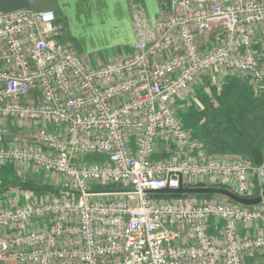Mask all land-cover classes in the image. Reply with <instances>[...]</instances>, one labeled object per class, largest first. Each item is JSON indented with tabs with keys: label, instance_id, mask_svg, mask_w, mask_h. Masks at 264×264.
Here are the masks:
<instances>
[{
	"label": "built area",
	"instance_id": "1",
	"mask_svg": "<svg viewBox=\"0 0 264 264\" xmlns=\"http://www.w3.org/2000/svg\"><path fill=\"white\" fill-rule=\"evenodd\" d=\"M173 3L155 27L132 3V52L99 64L61 37L52 10L0 13V164L58 176L70 193H0V264H247L264 255V202L147 192L176 188L178 174L185 187L214 182L247 198L254 178L264 186L262 165L204 157L175 110L215 71L261 81L252 28L264 23V0ZM218 26L222 39L200 49ZM100 189L130 191L90 192Z\"/></svg>",
	"mask_w": 264,
	"mask_h": 264
},
{
	"label": "crops",
	"instance_id": "2",
	"mask_svg": "<svg viewBox=\"0 0 264 264\" xmlns=\"http://www.w3.org/2000/svg\"><path fill=\"white\" fill-rule=\"evenodd\" d=\"M132 3L143 7L154 27L174 11L173 0H0V13L52 10L81 55H112L96 60L95 64H99L132 52L135 42L130 14ZM155 33L158 35L159 30ZM222 33L223 28L218 26L199 37L200 49L215 46L222 39ZM252 35L253 48L264 69V23L253 27ZM176 106L181 107L188 118L189 131L183 126L189 136L204 143V157L252 161L251 151L257 147L264 167V77L254 82L241 74L215 71L193 82L177 97ZM12 131L23 132V129L16 125ZM5 165L8 168L0 164V176L10 179L12 167ZM254 183L255 192L264 190L255 178ZM12 186L17 187L16 184ZM213 225L212 222L211 233L214 234L217 229ZM246 263L264 264V255L248 256Z\"/></svg>",
	"mask_w": 264,
	"mask_h": 264
},
{
	"label": "rangeland",
	"instance_id": "3",
	"mask_svg": "<svg viewBox=\"0 0 264 264\" xmlns=\"http://www.w3.org/2000/svg\"><path fill=\"white\" fill-rule=\"evenodd\" d=\"M63 39H69L70 37L65 33V31L62 33L61 36ZM70 40V39H69ZM85 60L88 61L90 64H95L96 60L98 59H107L110 56H112L109 53L106 54H96V55H89V54H84L83 55ZM119 56V55H116ZM176 113L178 115V117L181 119L182 123L186 126L187 130L188 126H189V121L188 118L186 116V114L184 113V110L179 107L176 106L175 107ZM163 144V143H162ZM159 147V152L162 151V146ZM165 151H163V153H165ZM87 159H90V156L86 157ZM99 158V156H98ZM3 166H6L8 168L7 165L2 164ZM11 172L9 175H12L11 177L9 176L10 179H6L3 176H0V193H11V194H15L18 197H31V196H37L40 198H45V197H54V196H69V190H68V186L66 181L63 179H61L58 176H48L45 175L43 172L41 171H33V170H19L17 168H14L13 166H11ZM10 168V167H9ZM15 185L17 187H14L12 185ZM206 186H212L211 185H206ZM45 190H43V189ZM49 189V190H47ZM261 191L256 192V194L258 195ZM214 196H208V197H198V196H194L196 198H200V199H209L211 197H215ZM106 200L112 199L113 196H108V197H103ZM224 199V198H223Z\"/></svg>",
	"mask_w": 264,
	"mask_h": 264
},
{
	"label": "water",
	"instance_id": "4",
	"mask_svg": "<svg viewBox=\"0 0 264 264\" xmlns=\"http://www.w3.org/2000/svg\"><path fill=\"white\" fill-rule=\"evenodd\" d=\"M252 161L255 165L259 166L262 164V156L257 147H254L251 151ZM130 191V189H100L90 191L91 193H99V194H115V193H123ZM149 193L153 194H213V195H220L224 196L227 199L244 205V206H255L264 202V190H262L258 195L253 197H241L236 195L233 191L229 190L228 188L224 187H215V186H192V187H185L183 185L182 177L178 174V186L176 188H168L165 187L160 190H147Z\"/></svg>",
	"mask_w": 264,
	"mask_h": 264
},
{
	"label": "trees",
	"instance_id": "5",
	"mask_svg": "<svg viewBox=\"0 0 264 264\" xmlns=\"http://www.w3.org/2000/svg\"><path fill=\"white\" fill-rule=\"evenodd\" d=\"M195 186H198V187H204V186H206V185H204V184H196ZM212 186L228 188L227 186L222 185V184H219V183H213ZM42 189H43V188H42ZM228 189H229V188H228ZM43 190H45V189H43ZM47 190H49V189H47ZM190 195L198 196V197L214 196L213 194H190ZM255 195H257V194H255ZM171 196H180V194H178V195H173V194H172ZM222 197H223L225 200H227V201H231V200L227 199V198L224 197V196H222ZM231 202H233V201H231Z\"/></svg>",
	"mask_w": 264,
	"mask_h": 264
}]
</instances>
